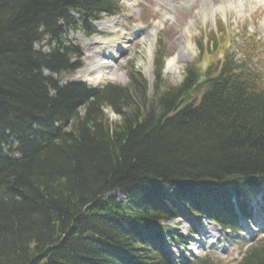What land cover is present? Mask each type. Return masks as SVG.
I'll list each match as a JSON object with an SVG mask.
<instances>
[{"label":"trees","instance_id":"1","mask_svg":"<svg viewBox=\"0 0 264 264\" xmlns=\"http://www.w3.org/2000/svg\"><path fill=\"white\" fill-rule=\"evenodd\" d=\"M119 5L0 0V264H219L174 261L164 222L193 213L235 232L230 199L264 184V75L228 55L226 40L178 85L163 79L161 51L152 95L132 68L126 85L52 77L80 66V49L62 41L77 26L70 12L94 32ZM46 37L51 50H35ZM113 189L124 199L106 196ZM236 264H264V240Z\"/></svg>","mask_w":264,"mask_h":264},{"label":"rangeland","instance_id":"2","mask_svg":"<svg viewBox=\"0 0 264 264\" xmlns=\"http://www.w3.org/2000/svg\"><path fill=\"white\" fill-rule=\"evenodd\" d=\"M118 1L121 3V11L96 20L93 34H88L78 26L63 35L83 50L80 59L82 65L78 70L61 74H51L44 70V73L59 79L61 84L66 81H83L89 85L99 83L96 80L98 68H87V64L94 62L99 56L101 59L113 60L110 65L121 69L123 76L94 86H102L107 82L125 85L127 70L132 68L139 71L146 81L148 89L145 93L152 95L155 80L153 61L156 55L163 50L168 52L163 65V78L168 84L176 85L183 78L187 62L198 56L200 46L210 45L213 35L219 40L223 35L229 36L230 39L226 42L227 53L236 62L248 63L246 55L254 54L249 65L264 71V5L259 0H241L240 3L239 0ZM109 19H114L116 30L103 28L105 21ZM185 38L189 40L188 48L182 49L180 60L171 59L180 51ZM53 45L46 37L33 47L35 50L48 52ZM113 47L116 56L106 57ZM104 111L110 122L119 120L120 116L109 106ZM82 113L83 111L80 115ZM109 195L117 196L119 200L124 198L119 189L109 190L106 196ZM249 198L253 205L252 218L242 220L241 228L236 234L223 231L204 219L200 222L194 217L189 221L177 219L166 223L178 236L175 240L166 241L164 248L175 259L210 255L219 264H235L248 245L259 242L264 237V212L256 204L259 197L255 198L251 194Z\"/></svg>","mask_w":264,"mask_h":264},{"label":"bare ground","instance_id":"3","mask_svg":"<svg viewBox=\"0 0 264 264\" xmlns=\"http://www.w3.org/2000/svg\"><path fill=\"white\" fill-rule=\"evenodd\" d=\"M241 0H239L238 2L240 3ZM209 4V3H208ZM239 5V4H238ZM103 28H107V29H110V30H116V26H115V22H114V19H109L107 21H105L104 23V27ZM119 31V30H118ZM115 42V41H114ZM117 43V42H116ZM189 44V40L187 38L184 39V43H183V46L182 48L180 49L179 52H177L176 55H174L173 57H171V59H177V60H180V55L182 54V49L185 48H188L187 45ZM108 55H110L111 57H115L116 56V52H115V48H111L108 53H107V56L106 57H109ZM183 58V57H182ZM113 60H107L105 58L101 59L99 56L98 58L90 63V64H87V68H89L88 70H90L92 67H97L98 70L96 72V80L99 82V83H92L93 85H98L100 84L101 82H104L106 80H111V79H114V78H120L123 76V71L119 68H116L114 66H111L110 64L112 63ZM180 62V61H178ZM156 85V84H155ZM166 242V240H164L163 244H162V249L163 250H166L164 248V243Z\"/></svg>","mask_w":264,"mask_h":264}]
</instances>
